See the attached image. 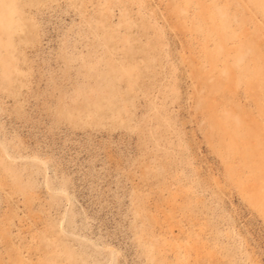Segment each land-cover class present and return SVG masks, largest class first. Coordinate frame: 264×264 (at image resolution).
Listing matches in <instances>:
<instances>
[{
    "label": "rangeland",
    "instance_id": "rangeland-1",
    "mask_svg": "<svg viewBox=\"0 0 264 264\" xmlns=\"http://www.w3.org/2000/svg\"><path fill=\"white\" fill-rule=\"evenodd\" d=\"M0 264H264V0H0Z\"/></svg>",
    "mask_w": 264,
    "mask_h": 264
}]
</instances>
